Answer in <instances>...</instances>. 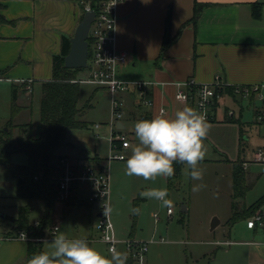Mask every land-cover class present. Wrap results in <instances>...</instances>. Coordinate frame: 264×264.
I'll return each instance as SVG.
<instances>
[{
  "label": "crops",
  "instance_id": "crops-1",
  "mask_svg": "<svg viewBox=\"0 0 264 264\" xmlns=\"http://www.w3.org/2000/svg\"><path fill=\"white\" fill-rule=\"evenodd\" d=\"M86 1L0 0V15L5 18V21L0 24V72L2 73L0 84L12 87L17 85L20 88L26 85L28 88L30 83L32 88L27 92V95L33 94L36 87L42 89V83L53 77L54 56L61 53L63 38L72 39L76 33L85 15L83 4ZM196 2L205 3L208 6L202 10L197 23L194 24L190 21L194 15ZM255 7L259 9V15H255ZM169 11L172 12V36L178 33L183 24L187 23V25L181 36L168 48L165 54L161 55L165 23ZM117 15V46L119 49L127 51L130 57L129 63L120 69V76L128 80L159 83L152 86L150 90L153 102L155 103L156 99V102L159 103L160 108L156 109V114L162 107L169 111L168 96L175 97L177 92V87L173 84L175 82L195 79L198 83H209L216 76H220L222 81L228 83L230 87L264 85V0H124L118 5ZM130 65L149 67V76L143 79L124 77L125 70ZM103 89L109 93L106 88ZM261 93L264 96V88ZM225 96L234 99L235 102L247 100L250 104L257 100L228 94ZM123 98L126 101V118L151 119L153 117L154 106L146 108L137 104L136 93L124 94ZM188 106L191 105L179 101L173 108L176 112ZM219 106L220 103L215 111V118L209 122L218 121ZM257 109L255 106V112ZM231 114L233 116V113ZM221 122L230 121L224 119ZM94 125L93 129L98 134L100 131H96ZM123 125L129 132L131 142L130 147L124 150L128 158L136 137L134 131L125 125L124 119ZM257 126L259 125L257 124ZM243 130V136H245L248 130L245 128ZM246 137L248 138V136ZM97 138L99 143L107 139L109 142L107 152L99 153L96 150L94 153L87 151L72 155L74 146L70 143L62 148L59 154L75 165H105L110 155V140L107 137V131L101 132V136ZM241 142L243 148L240 147L239 157L247 161L252 160L255 149L247 156L244 149L246 142L244 139ZM126 161L127 159L110 163V187H112L113 177V188L116 190L131 177L125 174ZM227 162L231 164L233 171L232 162ZM246 177L247 183L250 185L249 175L247 174ZM178 184L174 187H177ZM90 194L89 185L80 186L74 195L75 205L71 209L73 211L83 208L87 212H93L94 206L97 205L98 219L100 205L89 202ZM110 198L111 194L109 203ZM16 199H18L17 195ZM25 205L27 203L21 206ZM61 205L64 208L60 207L59 213L64 215L65 204ZM242 205L245 206L244 203ZM58 206H60L59 203H57ZM19 208L15 217L0 212L1 218L5 220H3L5 227L0 230V264H28L29 242L6 236L10 229L6 226V217L16 218ZM39 221L40 219L32 221V223L35 224ZM221 224L223 223L220 220V224L211 231H216ZM225 225L227 224L225 223ZM247 228L256 231L261 227L256 226L254 229H250L247 225ZM49 234L50 232L47 236ZM255 264H264V261L262 263L255 262Z\"/></svg>",
  "mask_w": 264,
  "mask_h": 264
},
{
  "label": "rangeland",
  "instance_id": "rangeland-1",
  "mask_svg": "<svg viewBox=\"0 0 264 264\" xmlns=\"http://www.w3.org/2000/svg\"><path fill=\"white\" fill-rule=\"evenodd\" d=\"M149 71L150 68L144 65L138 67L130 65L126 68L123 76L131 79H143L149 76ZM87 77L88 72L79 75L81 79H87ZM12 89L10 85L0 84V132L6 129L7 122L11 117ZM168 97L167 105L170 109L167 110V114L169 113L168 116L171 117L175 112L173 107L179 101L175 97ZM41 100L42 89L40 87H36L32 95H27L20 90L19 104L30 105L31 109L21 113L22 116L18 121H30L35 136L40 134ZM219 103L218 121L207 122L210 125V131L204 140L207 154L198 165L204 172L202 181H193L187 177L183 171L185 165H183L177 187H170L164 177H158L153 182L131 176L116 190L113 188L112 177L110 215L116 237L120 241L118 250L127 252L125 243L129 240L136 242L153 240L146 256V264H255V262L262 263L264 261V229L249 230L245 219L239 220L233 225L229 224L228 219L232 216L233 171L231 164L227 162H234L239 158L241 126L248 130V133L243 136L246 142L244 149L247 156L258 146L264 145V122L258 119V109L263 108L264 104L258 100L252 104L247 100L235 102L234 99L225 95L219 100ZM255 106L258 108L256 112ZM78 107L83 110L80 119L87 122L88 127L69 132L68 140L74 146L71 154L87 151L94 153L96 150L99 153L107 152L109 142L107 139L102 140L101 143L98 142L93 125L110 121L111 96L105 89L83 82L81 83ZM159 108V103L155 99L153 116L156 115L155 111ZM231 113L234 117L231 116ZM232 118L239 123L221 122V120ZM138 120L142 119L124 118L125 125L133 131L134 124ZM96 131H100V136L101 132L107 131L108 133L105 126ZM14 134L17 138L19 132L15 131ZM132 144L134 147L138 144L137 138ZM241 159L243 162H247L242 157ZM28 161V156L24 153L15 154L12 159L15 165H27ZM244 169L249 175L250 190L243 201L245 206L240 204V209L251 206L264 196V164L257 163L252 159ZM200 183L205 184L206 187L199 192H193L192 187ZM152 187L167 189L168 198L174 204L175 211L172 216L167 215V208L163 207L160 201L140 197L141 191ZM16 195V179L8 170L0 169L1 213L15 217L19 206L27 203L16 199ZM59 205L52 221H50V227L60 224L61 231L70 238H87L88 242L91 241L92 247L102 254L110 255L107 244L100 240L97 228V205L94 206L93 212H87L83 208L73 211L65 209L64 215L59 213L61 211L59 208H64V206ZM133 207L140 208L138 215L132 214ZM31 208V222L43 217L45 212L43 201H32ZM183 208L186 211H183ZM263 209L264 206L255 211L252 217ZM155 214L159 216L158 221L154 217ZM214 217H218L223 224L216 231H211ZM12 221L13 217H8L6 226L10 225ZM6 229L8 228L6 227ZM54 237L45 241L51 243ZM227 242H232V244L229 245ZM44 250H48L47 243H43Z\"/></svg>",
  "mask_w": 264,
  "mask_h": 264
},
{
  "label": "trees",
  "instance_id": "trees-1",
  "mask_svg": "<svg viewBox=\"0 0 264 264\" xmlns=\"http://www.w3.org/2000/svg\"><path fill=\"white\" fill-rule=\"evenodd\" d=\"M108 0H87L85 7L90 5L97 13L100 12L102 4ZM208 6L205 3H195L194 15L190 22L197 23L202 10ZM255 15H259V9L255 7ZM5 18L0 15V24ZM187 23L183 24L175 36L171 34L172 12L169 11L166 23L165 34L162 43L161 55L165 54L168 48L181 36ZM91 43V39L89 41ZM71 39L64 37L62 41V51L54 56L53 77L49 81L42 83V100L40 108V134L34 135L32 123L30 121H18L21 113L31 109L30 105L19 104L20 90L25 93L28 89L13 85L11 117L6 128L0 132V169L8 170L17 181V198L27 202V205L19 208V214L10 225L6 236H11L21 231L27 232L31 237H45L50 232V221L57 208V187L54 177L57 172V164L62 157L59 151L70 145L68 135L71 130L84 129L88 123L81 120L83 110L78 107L81 83L79 75L88 72V69H68L65 66V59L70 53ZM90 53V51H89ZM91 54V53H90ZM2 73L0 72V78ZM236 87H228L225 91L230 96L235 95ZM32 95V94H30ZM149 98L152 92L148 91ZM219 102L215 105L217 109ZM230 122L239 123L235 119ZM15 131L19 134L15 137ZM244 130L241 126V140H243ZM240 147L243 148L242 142ZM24 153L28 156L27 165H15L12 162L13 156ZM243 161L239 157L232 162L233 165V194H232V216L229 219L231 225L242 219L252 218V214L264 206V196L249 207L240 209V204L246 198L250 185L247 183V173L243 166ZM175 176L168 179L170 187L179 183L183 164H174ZM39 200L45 204V212L36 227L30 220L31 202ZM75 205V197L65 204V209L70 210ZM1 218V215H0ZM8 217H6V220ZM4 220V219H3ZM5 221V220H4ZM5 227V226H4ZM91 246V241H89ZM43 251V242L29 241L28 260L36 253ZM127 264H132L128 257Z\"/></svg>",
  "mask_w": 264,
  "mask_h": 264
},
{
  "label": "built area",
  "instance_id": "built-area-1",
  "mask_svg": "<svg viewBox=\"0 0 264 264\" xmlns=\"http://www.w3.org/2000/svg\"><path fill=\"white\" fill-rule=\"evenodd\" d=\"M124 0H108L102 4L99 13L96 12V18L91 26L89 33V56H88V77L87 79H79L80 83L86 82L96 85L101 88H106L111 96L112 102V116L107 123H96L94 128L96 130L106 127L108 130L107 137L110 140V155L107 164H87L75 165L67 158L62 157L57 164V172L54 177V182L57 187V203L66 204L75 195L80 186L89 185L91 194L89 202L98 203L100 211L98 214V231L100 233V240L107 244L108 250L120 244L115 234L114 225L111 220L110 213L105 215V207L110 208V186H111V172L110 163L116 160L123 161L127 159L124 152L125 149L131 145L129 139V132L126 128H122L123 119L126 111V101L123 98L124 94L136 93L137 104L143 107L151 108L154 102L148 96V91L155 84L156 81L143 80H128L120 76V69L130 61L129 53L121 50L117 46V22H118V5ZM90 5H87L85 11H92ZM164 84V83H161ZM177 87L175 98L178 101L188 103L193 108L203 111L206 115L207 122L215 118V105L219 100L227 95L226 89L230 87L228 83L222 81L220 76L209 83H198L195 79H187L173 83ZM31 85H28V91H31ZM264 85H253L236 87L235 95L246 99H257L264 104V96L261 90ZM167 113V109L162 107ZM160 109V110H161ZM259 110V121L264 122V106ZM100 137V134H97ZM253 160L257 163L264 164V146H259L255 149ZM248 162H244V168H247ZM174 204L167 208V215L174 214ZM154 217L156 221L159 220L158 214ZM36 227L39 222L34 224ZM250 229L260 226L264 229V209L257 215L250 218L247 222ZM4 228L3 219L0 218V230ZM60 229V224L54 225L50 228V237H31L27 232L21 231L8 238L20 239L24 241L43 242L46 239L57 235L56 229ZM23 233L25 239H21L20 235ZM153 242H136L129 240L125 243L128 257L131 258L132 264H146V256L149 252V246ZM231 245L232 242H227Z\"/></svg>",
  "mask_w": 264,
  "mask_h": 264
},
{
  "label": "clouds",
  "instance_id": "clouds-1",
  "mask_svg": "<svg viewBox=\"0 0 264 264\" xmlns=\"http://www.w3.org/2000/svg\"><path fill=\"white\" fill-rule=\"evenodd\" d=\"M210 131L206 115L191 106L177 110L169 117L164 109L151 119L138 120L134 133L138 144L132 148L126 161L125 174L136 176L145 181H155L158 177L171 179L175 176L174 164H183L184 174L193 181H202L204 172L198 165L205 159L207 148L204 140ZM206 187L200 183L192 187L199 192ZM140 197L161 202L163 207H171L166 188H147L139 193ZM111 209L105 207V215ZM133 215L140 208L131 209ZM48 250L34 254L28 264H127L128 254L115 246L109 249L110 255L102 254L90 246L87 238H70L59 228ZM21 239L25 235L21 233Z\"/></svg>",
  "mask_w": 264,
  "mask_h": 264
},
{
  "label": "water",
  "instance_id": "water-1",
  "mask_svg": "<svg viewBox=\"0 0 264 264\" xmlns=\"http://www.w3.org/2000/svg\"><path fill=\"white\" fill-rule=\"evenodd\" d=\"M96 18V11H88L85 13L80 22L74 37L71 39V50L65 59V66L68 69H86L89 56V33L91 26ZM125 128L124 125H120ZM7 129V128H6ZM183 211H186L183 208ZM220 224V219L214 217L211 223V229L214 230Z\"/></svg>",
  "mask_w": 264,
  "mask_h": 264
}]
</instances>
